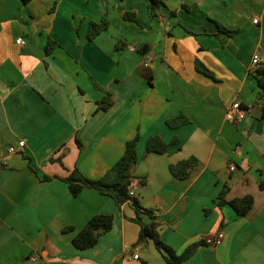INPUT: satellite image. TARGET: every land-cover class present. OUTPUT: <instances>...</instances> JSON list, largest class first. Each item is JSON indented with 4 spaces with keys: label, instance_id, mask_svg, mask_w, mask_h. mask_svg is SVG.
Segmentation results:
<instances>
[{
    "label": "crops",
    "instance_id": "obj_1",
    "mask_svg": "<svg viewBox=\"0 0 264 264\" xmlns=\"http://www.w3.org/2000/svg\"><path fill=\"white\" fill-rule=\"evenodd\" d=\"M161 1L153 10L149 0H0V264H170L152 240L138 242L132 202L90 188L76 196L63 181L75 169L101 178L136 136L143 221L179 254L224 233L183 264H264V118L252 64L255 55L264 63V0ZM104 18L108 29L90 40ZM108 95L113 105L101 110ZM234 102L250 109L238 124L225 118ZM180 114L190 122L170 128ZM154 136L166 153L146 155ZM192 157V177L176 178L171 166ZM226 189L228 200L254 197L248 215L218 205ZM97 214L113 215V229L77 248Z\"/></svg>",
    "mask_w": 264,
    "mask_h": 264
},
{
    "label": "trees",
    "instance_id": "obj_2",
    "mask_svg": "<svg viewBox=\"0 0 264 264\" xmlns=\"http://www.w3.org/2000/svg\"><path fill=\"white\" fill-rule=\"evenodd\" d=\"M24 3H29L32 0H22ZM151 8H156L164 5L161 0H149ZM124 17L127 20L137 22L134 13H125ZM109 21L104 18L101 22L91 23L88 38L94 39L100 33L108 29ZM229 35H235L237 31L221 28ZM54 45H57L53 40H49L47 51L50 53L53 50ZM146 48V47H145ZM145 48L142 51H145ZM198 68L205 73L206 68L198 63ZM203 68V69H201ZM209 74V73H208ZM257 82L259 87L258 100L260 101L262 114L264 118V66L259 67L256 70ZM113 105L111 95L106 96L99 102V108L101 110H108ZM190 122L189 118L180 114L179 116L169 119L167 125L170 128H179ZM138 142L139 137L129 140L126 143L125 151L122 157L114 164V166L108 170L101 178L92 180L85 177L78 169L73 170L68 177L63 179L68 185L71 192L78 196L85 188H90L98 191L104 196L112 198L118 206H123L125 203L132 202L136 216L133 221L140 226V234L138 242H147L152 240L156 249L161 252L170 264H183L195 253L201 246L211 245L210 241L200 240L189 245L182 253H177L170 245L165 243L160 235L159 226L156 222L146 223L143 221L142 214H144V208L142 207L139 199L135 195H131L133 188V175L138 164ZM174 143L177 140L173 141ZM170 147L169 143H166L160 136L151 137L146 145V155L159 153L163 154L168 151ZM60 161V160H59ZM198 164V160L195 157L179 162L176 165L171 166V173L180 180H189L192 177L193 171ZM45 180H51L50 177H45ZM227 189L222 191L218 197V205L220 207L224 205H230L239 217L248 215L254 206V197L252 195H246L244 197H236L231 200L227 198ZM209 212V211H208ZM114 216L97 214L92 217L86 225L76 234L73 239L74 245L79 249H89L96 246L100 238L110 232L114 226ZM74 231L73 227L64 229V232Z\"/></svg>",
    "mask_w": 264,
    "mask_h": 264
},
{
    "label": "built area",
    "instance_id": "obj_3",
    "mask_svg": "<svg viewBox=\"0 0 264 264\" xmlns=\"http://www.w3.org/2000/svg\"><path fill=\"white\" fill-rule=\"evenodd\" d=\"M17 43L20 44V45H25L26 42L25 40L20 37L17 39ZM252 64L255 68H259L261 66H264V63L261 62V58L259 55H255L253 60H252ZM148 66V65H147ZM250 112V109L248 107H244L242 106L239 102H234L230 108L226 111V114H225V118L228 122L230 123H233V124H238L240 122H242L247 114ZM25 141L22 140L18 143V147H10L8 149V152L11 153V154H16L18 152L19 149L21 148H24L25 147ZM2 155V152L0 150V156ZM235 169V166L232 167V170ZM131 195H135V193L133 191H131ZM224 239V233L221 232L218 234V236H216L215 238L209 240L211 242V244H214V245H219L222 243ZM135 258H138L137 255L134 256ZM38 258L36 256L32 257L31 258V261L32 262H37Z\"/></svg>",
    "mask_w": 264,
    "mask_h": 264
},
{
    "label": "water",
    "instance_id": "obj_4",
    "mask_svg": "<svg viewBox=\"0 0 264 264\" xmlns=\"http://www.w3.org/2000/svg\"><path fill=\"white\" fill-rule=\"evenodd\" d=\"M254 116L257 117V118H260V117H261V110L258 109V110L254 113Z\"/></svg>",
    "mask_w": 264,
    "mask_h": 264
}]
</instances>
